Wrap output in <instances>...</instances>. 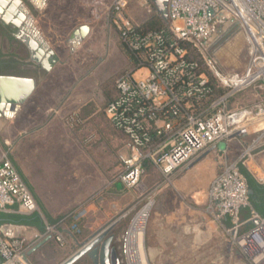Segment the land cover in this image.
Returning <instances> with one entry per match:
<instances>
[{
    "label": "built area",
    "instance_id": "1",
    "mask_svg": "<svg viewBox=\"0 0 264 264\" xmlns=\"http://www.w3.org/2000/svg\"><path fill=\"white\" fill-rule=\"evenodd\" d=\"M225 1L249 41L250 67L244 73L222 71L207 51L206 43L218 32L224 15L222 0H169L168 35L163 31L138 32L124 13L128 0L111 4L113 25L120 40L137 56L136 66L117 79L119 95L106 108L107 115L130 135L126 144L129 152L121 156L124 168L120 179L125 186L131 188L140 181L146 158L163 173L171 174L214 141L241 133L245 131L244 124L264 117V107L227 109L228 94L199 114L189 110L193 99L204 97L210 88L209 77L200 71V64L187 58V42L199 49L220 84L231 88V93L264 81V0ZM151 121L159 135L155 144L149 134ZM211 199L218 216L233 219V239L251 263L264 264V217H258L250 229L241 230L239 216L249 203V188L236 165L228 166L214 180ZM14 203L27 212L39 209L17 165L4 156L0 161V211ZM79 217L74 216L75 222ZM0 255V264H29L23 240L9 228L0 232Z\"/></svg>",
    "mask_w": 264,
    "mask_h": 264
},
{
    "label": "rangeland",
    "instance_id": "2",
    "mask_svg": "<svg viewBox=\"0 0 264 264\" xmlns=\"http://www.w3.org/2000/svg\"><path fill=\"white\" fill-rule=\"evenodd\" d=\"M154 14H156L155 10L151 14L149 13L146 21ZM95 27L99 36L93 34L91 40L84 41L74 51L68 47V42H63V45L67 44V46L60 49L62 55L58 60V68L48 79L46 89L37 90L32 96L30 95L19 106L14 118L6 119L4 117V120H1L0 137L4 146L2 156H9L12 160H16L18 169H21L26 182L32 184L33 191L37 187L41 191L46 190L49 186L43 183V169L42 167L39 169V166L45 164L44 146H37L34 144V140L36 142L43 141L45 138L43 135L48 129L65 132L64 134L67 136L62 139L65 142L62 145L60 142L54 144L56 149L61 150V152H57L59 156L57 161L72 165V168L68 169L70 174L77 171L76 166L81 167L83 163L86 164V168L82 167L85 168L89 179L93 176L94 180L99 182L98 190L94 193L95 196L97 195V204L108 210V213L104 211L105 215H110L109 217L106 215L107 218L104 216H100V218H104L103 221L107 220L108 222L119 219L118 224L126 227L127 246L121 252L123 253V262L124 264H135L134 262L138 263L141 260L140 255L134 256L132 253L137 251L136 247L133 250L130 249L132 260L128 256L129 234L135 222H138L136 226L144 224L146 226L153 211L176 205L178 202L171 200L172 196L184 192L183 187L179 185V178L184 176L199 177L205 180L204 183H207L208 178L211 180V176H216L224 170V167L222 168L224 158L221 153L206 154L199 162L192 163L197 160L196 156L181 166L174 174H165L157 165L148 164L140 181L135 186L129 188L122 183L120 175L124 165L121 162V156L127 155L129 151L126 145H120L123 137L114 132L110 123L101 117V112H103L108 99L111 98L107 89L112 88L125 71V69L122 70L125 59L129 60L132 57L117 32L112 33V27L108 20L102 19L100 24ZM236 31L224 36L219 33L215 44L207 50L211 55H216L219 69L226 73H244L250 59L246 32L240 29ZM236 49H238L237 52ZM135 62H132L131 68L136 66ZM246 88L248 87H245V90L240 93L237 91L231 93L232 89L227 88L229 95L226 101L227 109L247 108L256 104L264 105V81H259L251 85L250 88ZM90 104L93 105L94 111H99V115L93 116L94 113H91L89 120L75 121L78 111L85 106L89 109ZM33 130L37 131L36 136L32 133ZM57 139L59 140V136ZM34 149L39 151L38 160L31 158V152ZM60 157L63 158L60 159ZM228 165L230 166V164ZM187 167L191 169L190 172ZM51 173L53 177L54 169L51 170ZM60 176V173L57 172L55 178L58 179ZM39 182L40 184H38ZM119 182L122 183L120 189H115L114 184ZM67 189H69L68 186ZM202 190L205 191L200 189L199 192L202 193ZM162 194L167 195L163 198ZM66 195L70 196V193ZM124 214L127 217H123ZM214 214L216 213L214 212ZM214 214L212 219L216 220L217 214ZM77 220L79 222L81 220L80 224H83L80 233L76 227H73L76 221L74 219V222L67 221L63 224V227L68 231L62 232L61 239L56 237L58 241L65 243V248L60 249L55 238L46 242L45 246L51 248V253L54 252L52 256L57 254L58 257L67 256L73 253L78 248L76 245L79 241H83L87 237V228L84 226L87 221L86 215ZM141 230L146 261L148 264H156L145 246L144 230ZM205 233H207L206 228ZM193 235L194 233L188 234L190 243L198 239H194ZM200 236L204 239L203 232L200 233ZM73 243L75 245L68 249L67 246ZM133 243L134 245L138 244V240L134 239ZM89 257L91 258V256ZM181 261H189L190 264H251L248 254L238 246L232 234L226 232L221 226L212 229L210 244H206L205 248L188 249Z\"/></svg>",
    "mask_w": 264,
    "mask_h": 264
},
{
    "label": "crops",
    "instance_id": "3",
    "mask_svg": "<svg viewBox=\"0 0 264 264\" xmlns=\"http://www.w3.org/2000/svg\"><path fill=\"white\" fill-rule=\"evenodd\" d=\"M114 1L115 0H44L41 5H37L39 1L33 0L35 14L32 15V20L36 30L46 43L45 46L41 43L36 45L34 43L35 38H33V48L36 50L35 54L43 58L45 65L49 68L45 71L46 74L43 78H38L36 74L31 75V81L33 82L31 83V96L37 90L46 89L48 79L58 68V60L62 55L60 49H63V47L69 44L68 47L74 51L79 48L84 41L91 40L93 34L99 36V32L95 26H98L102 19L108 20V23H110L112 27V33L117 32L119 36V32L113 25V12L110 9ZM222 1L224 3V15L222 16L219 33L224 36L227 33H232L239 29L243 31L244 28L241 22L233 15L228 3L225 0ZM153 10H155L156 14L162 17L168 25V16L164 18V15L158 10L157 0H128V5L124 13L130 25L139 26L146 21L149 13L151 14ZM63 42L68 43L65 46ZM209 48L210 47L207 49L209 50ZM214 57L218 65L216 55ZM132 62L130 58L129 60L125 59L122 70L131 68ZM249 67L248 63L246 71H248ZM251 85L245 87L250 88ZM245 87L237 90V92L240 93L244 91ZM7 105L10 106V103H7ZM259 107H264V105L256 104L247 108L257 109ZM18 108L16 111H12L7 107H4L2 111L0 110L3 113H12L11 116L2 115L0 113V123L1 120H4V117L6 119L14 118ZM243 126L245 130L243 133L236 132L214 141L181 165L184 166L196 156L197 160L192 163L199 162L206 154L214 155L221 153L224 158V164H222L224 170H222L221 166H219V168H221L222 172L220 171L216 176H211V180L213 179L212 181L208 178L207 183H204L203 181L205 180L199 177L184 176L183 178H179V185L183 187L184 192L172 196L171 199L177 200L178 203L172 207L167 206L162 209H156L152 212L146 226L145 224L138 226V228H140L139 230H144L145 246L150 251V256L156 264H190L189 261H181V258L187 253L188 249L205 248L206 244H210L212 240V229L214 227L221 226L226 232L231 233V229L234 226L233 219L230 216L216 217L217 215L213 212L214 205L211 199L212 184L214 180L228 168V164L236 165L239 170L241 167L244 168L257 183L264 185V117L253 119ZM32 133L36 136L37 131L33 130ZM64 133L57 132L54 129H48L43 135L45 137L43 141L36 142L34 140V144H37V146H44L45 164L39 166V169L42 167L44 176L43 183L49 187L42 191L37 187L35 191H32L36 199L42 203L43 207L41 208L39 206L38 210L27 212L19 203L10 204L6 209L0 211V232H2L4 228L16 231L17 235L23 240L26 260L29 264H61L79 250L83 244L105 230H108V235H115V241L111 245V252L109 255L110 262L113 264L115 255V259L119 264H124L123 253L121 252L123 248L127 246V237L125 236L126 227H122L121 224H118L119 219L114 222H108L107 220L103 221L104 218H107L106 215H108H105L104 211L107 212L108 210L105 209L104 206H99V204H97V195L95 196L94 194L98 190L99 182L94 180L93 176L89 179L85 172L86 164L83 163L81 167L76 166L77 171L74 174H70L68 169L72 168V165L57 161L59 157L57 152H61V150L56 149L54 144L60 142L62 145V143L65 142L62 140L67 136ZM57 136H59V140ZM3 149V141L0 137V161L3 158ZM32 152L31 158L38 160V149H34ZM62 158L63 157H60V159ZM13 161L16 164V160ZM82 166H85V168ZM187 168L189 169V167ZM52 169H54L53 177L51 173ZM177 170L172 173L174 174ZM190 170L191 169H189L188 172H190ZM20 172L22 174L21 169ZM57 172L61 175L58 179L55 178ZM38 184H40V182ZM121 184L120 182L115 183V189H120ZM67 186L69 189H67ZM31 188L33 190L32 184ZM200 189H204L205 191L202 190L203 192L200 193ZM251 192L252 190L249 189V194ZM68 193H70V196L66 195ZM166 195L167 194H162L161 196L165 198ZM36 212L42 216L44 221L43 228L16 223L12 220L13 214H33ZM213 214L216 215V220L212 219ZM75 215H80L81 217H85L86 215L87 221L84 226L87 228V237L83 241H79L76 245L78 248L73 253L67 256L58 257V254L52 256L54 252L51 253V248L45 246L46 242L51 238L56 239L58 235L61 237L62 232H67L68 229H65L63 224L68 221V218L74 217ZM48 216L55 219H62L59 222L51 223ZM100 216H104V218L101 219ZM109 216L110 215H108V217ZM123 217H127V215L124 214ZM258 217L263 216L251 206L249 201L240 212L241 230L245 231L253 227L258 221ZM80 227L82 231L83 224H80ZM205 228L207 233H205ZM202 232L204 239L200 236ZM189 233H194L193 238L198 239L190 243L188 241ZM57 242L60 249L66 247L65 243L62 241L57 240ZM102 242L103 241L100 242V245H102ZM72 245H75V243L68 245L67 248L71 249ZM132 253L134 256L136 255V252L133 251ZM1 260L2 257L0 255V262ZM92 262L95 264L93 260Z\"/></svg>",
    "mask_w": 264,
    "mask_h": 264
},
{
    "label": "flooded vegetation",
    "instance_id": "4",
    "mask_svg": "<svg viewBox=\"0 0 264 264\" xmlns=\"http://www.w3.org/2000/svg\"><path fill=\"white\" fill-rule=\"evenodd\" d=\"M36 1L41 5L44 0ZM34 14L33 0H0V101L2 93L8 92L13 94L9 98L23 104L31 95V75L43 78L46 74L47 66L33 48L31 18ZM218 34L219 30L206 43L208 47L215 44Z\"/></svg>",
    "mask_w": 264,
    "mask_h": 264
},
{
    "label": "trees",
    "instance_id": "5",
    "mask_svg": "<svg viewBox=\"0 0 264 264\" xmlns=\"http://www.w3.org/2000/svg\"><path fill=\"white\" fill-rule=\"evenodd\" d=\"M136 30L140 33H148L150 31H163L166 35L170 34V31L168 29L166 22L163 20L162 17H160L157 14H154L152 18L145 21L141 25L137 26ZM126 48H127L126 50L131 54L130 56L132 58L130 60L133 59V61H135L137 59L136 53L133 52L132 50H130L127 46H126ZM186 49H187V58L189 60L198 62L201 66L200 71L204 72L209 77L208 86H209L210 90L204 95V97L201 96V98L193 99V101L191 102L192 104L189 106L190 111H192L195 114H199L202 111H204L205 109H207L209 106H211V104H213L216 100L225 96L227 94V88L225 86H223L222 84H220V82L218 81L214 72L209 67V65L206 64V61L204 60L202 53L199 51V49L196 46L187 42L186 43ZM110 84H112V82H110ZM107 90H108V92H110L111 98H109L108 102L105 104L104 110H103V112H101L102 113L101 117L110 123L114 132H117V134L119 136L123 137L122 138L123 140L120 143V145L125 146L130 141V135L123 128L118 127V125L107 115V112H106V108H107L108 104L118 97L119 91L117 89L116 84L112 88L109 87ZM227 99H226V101H227ZM89 106H90L89 109H88V107L85 106L80 111H78V113L75 116V121L76 120L77 121L78 120L87 121V120H89V115L91 113H94V114H92L93 116L99 115V111L98 112L94 111L92 104H90ZM212 111H213V109L210 110V112H212ZM150 124H151V128L149 129V134H150L152 143L155 144L159 140V135L157 134V128H156V125L154 124V122L151 121ZM148 164L152 165V164H154V162L150 158H146L144 160L145 168ZM240 172L246 177L248 188L252 190V192L249 194V201L251 203V206L261 216L264 217V185L257 183L248 174V172L244 168L241 167ZM28 185H29L30 189L32 190L31 185L30 184H28ZM37 201H38V199H37ZM38 203H39V206L42 208L43 207L42 203L40 201H38ZM48 218H49L51 223L59 222L62 219V218L55 219L51 216H48ZM12 220L16 223L34 225V226H37L38 228L44 227V221L42 219V216L38 212L33 213V214H13ZM68 221L74 222L73 217L68 218ZM75 224H76L77 231L79 230L78 233H80L81 232L80 222L79 221L75 222ZM87 263L93 264L91 258L88 255H84L81 258H79L77 260V262H75L74 264H87Z\"/></svg>",
    "mask_w": 264,
    "mask_h": 264
},
{
    "label": "water",
    "instance_id": "6",
    "mask_svg": "<svg viewBox=\"0 0 264 264\" xmlns=\"http://www.w3.org/2000/svg\"><path fill=\"white\" fill-rule=\"evenodd\" d=\"M168 3L169 0H157V8L158 10L164 15V18L168 16ZM31 32L33 35V38H35V44L38 43L43 44V46L46 45L44 40L42 39V36L40 33L36 30V27L34 26L33 20L31 18ZM51 52V51H50ZM49 68V67H47ZM31 83H33L31 81ZM9 94L11 93H2L1 101H0V109L3 110L4 107H7L8 109L12 111H16L17 108L20 106L18 100L9 98ZM7 103H10V106L7 105ZM6 116H11L12 113L5 112ZM243 133V132H242ZM127 239V238H126ZM125 239V243H126ZM102 245L98 247L97 245L101 242ZM115 241V235L111 234L108 235V230H105L104 232L100 233L99 235L95 236L88 242L82 245V247L77 250L74 254H72L69 258H67L64 262L61 264H74L79 258L82 256L89 254L94 260L96 264H112L109 259V255L111 252V245ZM113 264H119V262L115 259V255L113 258Z\"/></svg>",
    "mask_w": 264,
    "mask_h": 264
},
{
    "label": "bare ground",
    "instance_id": "7",
    "mask_svg": "<svg viewBox=\"0 0 264 264\" xmlns=\"http://www.w3.org/2000/svg\"><path fill=\"white\" fill-rule=\"evenodd\" d=\"M11 95H13V94L11 93ZM144 212H146V211H144ZM145 216H146V214H145ZM143 217H144V215H143ZM137 223L138 222H135V225H134L131 233L129 234V239H130L129 240V246H128L129 258L131 259L133 257L132 254H131V250L130 249L133 250L136 247L137 251H135V252H137L136 254L140 255L141 260L138 263L137 262H134V263L135 264H148V262L146 261L144 245H143V242H142V238H143L142 237V232H141V230L138 232V230L140 228H138V226H136ZM134 239H136V241L138 240V244L134 245V243H133Z\"/></svg>",
    "mask_w": 264,
    "mask_h": 264
}]
</instances>
